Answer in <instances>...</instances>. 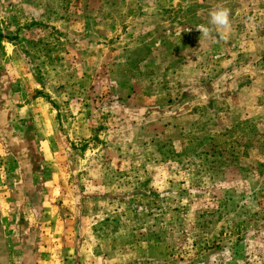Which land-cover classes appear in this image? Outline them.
Returning <instances> with one entry per match:
<instances>
[{
    "label": "rangeland",
    "instance_id": "374dc122",
    "mask_svg": "<svg viewBox=\"0 0 264 264\" xmlns=\"http://www.w3.org/2000/svg\"><path fill=\"white\" fill-rule=\"evenodd\" d=\"M0 121L73 264H264V0H0Z\"/></svg>",
    "mask_w": 264,
    "mask_h": 264
},
{
    "label": "crops",
    "instance_id": "0c3cea01",
    "mask_svg": "<svg viewBox=\"0 0 264 264\" xmlns=\"http://www.w3.org/2000/svg\"><path fill=\"white\" fill-rule=\"evenodd\" d=\"M3 129L0 123L1 138ZM0 149V264H73V228L49 198L59 190L55 175L25 171L18 158L12 171L1 142Z\"/></svg>",
    "mask_w": 264,
    "mask_h": 264
},
{
    "label": "clouds",
    "instance_id": "9594fccd",
    "mask_svg": "<svg viewBox=\"0 0 264 264\" xmlns=\"http://www.w3.org/2000/svg\"><path fill=\"white\" fill-rule=\"evenodd\" d=\"M230 10L226 7L219 6L209 12V25L212 27L205 26L203 24L196 25V30L202 33L204 36H210L213 29L229 30L231 28L230 21ZM218 35L221 38L225 37V32L220 31Z\"/></svg>",
    "mask_w": 264,
    "mask_h": 264
}]
</instances>
